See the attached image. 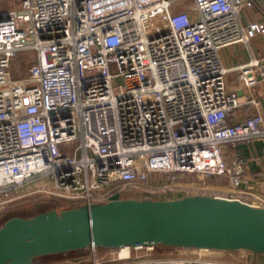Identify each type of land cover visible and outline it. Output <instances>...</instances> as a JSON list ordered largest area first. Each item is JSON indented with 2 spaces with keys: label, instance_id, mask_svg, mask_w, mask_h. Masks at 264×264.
Here are the masks:
<instances>
[{
  "label": "built area",
  "instance_id": "1",
  "mask_svg": "<svg viewBox=\"0 0 264 264\" xmlns=\"http://www.w3.org/2000/svg\"><path fill=\"white\" fill-rule=\"evenodd\" d=\"M244 11L260 19L244 21ZM260 36L264 11L252 0H0V209L144 196L152 174L237 185L247 161L220 147L264 150V55L234 68L228 84L221 51ZM241 108L248 114L239 119ZM236 195L222 197L264 206ZM248 262L243 253L169 259L119 250L78 264Z\"/></svg>",
  "mask_w": 264,
  "mask_h": 264
},
{
  "label": "water",
  "instance_id": "2",
  "mask_svg": "<svg viewBox=\"0 0 264 264\" xmlns=\"http://www.w3.org/2000/svg\"><path fill=\"white\" fill-rule=\"evenodd\" d=\"M128 193L66 209L42 205L33 216L8 218L0 225V264H35L70 253L74 257L65 264H78L93 252L123 248L132 256L157 247L226 258L243 253L248 264L264 255V206L207 194L147 198Z\"/></svg>",
  "mask_w": 264,
  "mask_h": 264
},
{
  "label": "rangeland",
  "instance_id": "3",
  "mask_svg": "<svg viewBox=\"0 0 264 264\" xmlns=\"http://www.w3.org/2000/svg\"><path fill=\"white\" fill-rule=\"evenodd\" d=\"M33 55L32 52L23 53L24 56ZM226 81L230 82L229 75L226 76ZM240 144L246 145L245 142H238L237 146ZM222 150V155L224 157H232L231 154L234 149H231L230 145H223L220 147ZM234 182L231 180H225L221 177H205L198 174H152L150 175L149 182V192H143L144 197L147 198H173L180 197L186 193L195 194H207L209 196L222 197L229 194L233 190ZM153 188V189H152ZM140 191H135L134 193L129 192L128 194L138 196ZM140 195V194H139ZM118 194L112 196V198H118ZM126 196V195H125ZM142 196V195H140ZM241 196V195H236ZM245 198V196H241ZM43 204L41 200L30 201L24 200L18 202L12 206L4 207L0 209V225L12 216H23L30 217L42 211ZM139 255L145 254L153 258H169V259H179L184 257V254H176L171 249H164L157 247L154 250H140ZM74 257L73 253L58 256V257H45L38 260L42 264L48 262H58L65 264L70 259ZM248 264V263H247Z\"/></svg>",
  "mask_w": 264,
  "mask_h": 264
},
{
  "label": "crops",
  "instance_id": "4",
  "mask_svg": "<svg viewBox=\"0 0 264 264\" xmlns=\"http://www.w3.org/2000/svg\"><path fill=\"white\" fill-rule=\"evenodd\" d=\"M262 11H264V0H252ZM244 21H253L260 19L258 13H252L244 11L242 13ZM264 55V36L257 37L252 47H247L242 43L232 45L224 48L221 51V60L226 69L231 70L229 73L230 82H232L234 75L233 69L239 65L247 63L252 57L262 58ZM231 88L234 90L240 89L236 83H231ZM255 92L260 94V89L257 87L254 89ZM243 92V91H242ZM260 108L264 114V96L261 97ZM248 114L246 108H241L238 111L239 119H242ZM234 158H241L247 161L248 170L244 177L238 180V184H234L236 187L231 192L237 190L245 199H252V196L259 197L264 201V150L260 143H253L251 146L240 144L235 147L234 152L231 154ZM227 181V179H225ZM38 261V260H37ZM35 264H42L40 262ZM47 264V263H44ZM255 264H264V255H257Z\"/></svg>",
  "mask_w": 264,
  "mask_h": 264
},
{
  "label": "bare ground",
  "instance_id": "5",
  "mask_svg": "<svg viewBox=\"0 0 264 264\" xmlns=\"http://www.w3.org/2000/svg\"><path fill=\"white\" fill-rule=\"evenodd\" d=\"M122 254L126 255L127 254V248L122 249Z\"/></svg>",
  "mask_w": 264,
  "mask_h": 264
},
{
  "label": "trees",
  "instance_id": "6",
  "mask_svg": "<svg viewBox=\"0 0 264 264\" xmlns=\"http://www.w3.org/2000/svg\"><path fill=\"white\" fill-rule=\"evenodd\" d=\"M144 189H147V187H140V190H144Z\"/></svg>",
  "mask_w": 264,
  "mask_h": 264
}]
</instances>
